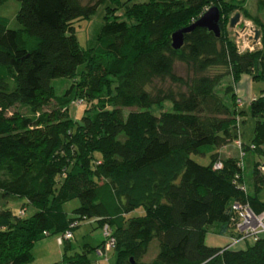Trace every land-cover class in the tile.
I'll return each mask as SVG.
<instances>
[{
    "label": "trees",
    "instance_id": "16d2710c",
    "mask_svg": "<svg viewBox=\"0 0 264 264\" xmlns=\"http://www.w3.org/2000/svg\"><path fill=\"white\" fill-rule=\"evenodd\" d=\"M9 1L0 0V192L37 210L0 209V264L29 263L37 241L91 219L111 229L110 264H264V235L243 248L205 243L214 226L240 236L233 202L264 211L259 180L248 192L238 158L219 154L244 113L234 83L245 73L264 80V23L254 20L253 50L238 51L229 34L242 0H16L13 17L2 13ZM106 3L95 41L80 46L74 22ZM211 6L220 35L195 27L174 49L172 33ZM75 99L86 103L78 119L67 112ZM247 113L255 124L242 148L264 158V96ZM151 241L155 257L140 261ZM68 242L56 264H93L103 245L67 253Z\"/></svg>",
    "mask_w": 264,
    "mask_h": 264
},
{
    "label": "rangeland",
    "instance_id": "374dc122",
    "mask_svg": "<svg viewBox=\"0 0 264 264\" xmlns=\"http://www.w3.org/2000/svg\"><path fill=\"white\" fill-rule=\"evenodd\" d=\"M127 0H120L121 3L126 2ZM131 2H140V1H147V0H130ZM106 4L100 5L97 10L91 14L88 18L78 20L74 22L76 36L80 46L88 47L92 45L93 41H95L97 37L98 31H100L101 26L104 23L105 17V8ZM241 8H238L235 12H233L230 17H232L236 12L240 13V18L238 20L239 23L249 22L252 25L256 26L254 20L258 19L260 22L264 23V0H242L239 3ZM110 5V4H109ZM18 7V2L16 0H10L7 6L2 10V13L6 16L13 17L16 9ZM122 11H118L117 14H121ZM248 14V15H247ZM229 24V23H228ZM259 26H256L257 29ZM229 34L233 38V28L229 26ZM260 31V30H259ZM261 33L259 36L260 42ZM234 40V38H233ZM235 41V40H234ZM261 46V45H260ZM258 46V47H260ZM256 48V47H255ZM254 48V49H255ZM184 69V68H183ZM179 68V72L183 73L184 70ZM230 81L229 78L223 80V85L227 84ZM234 91L237 93L236 97L237 100L240 99L241 101H237L238 105L249 104L252 97H259L261 95L264 96V80L262 79H253L251 74H243L239 77V79L234 83ZM247 102V103H246ZM47 107L45 108H53L54 102L53 99L47 103ZM86 103H80L79 99L73 100L68 108L64 110L69 113L71 117L74 119H78L83 110V105ZM243 106V105H242ZM247 106V105H246ZM170 105L165 103L164 109H169ZM239 108V107H238ZM56 109V108H55ZM133 110L130 108L128 110H124L123 112L127 113L128 111ZM152 110L155 113L159 111L156 109V106H152ZM242 119L238 120L237 125V134L241 138H243L245 143H249L253 135V129L255 124V119L250 115L242 114ZM234 142L229 143L228 147L226 148V152L228 151L230 154H233L238 158L239 161L242 162L244 170H243V178L244 183L247 188V191L253 193L254 191V182H258L260 185L259 190V197L264 202V170H259V174L257 177L253 179L251 175V169L255 162L262 161L260 164H264V158L262 155H257L252 151H245L244 156L241 158L240 150L235 145ZM190 157L200 164H207L210 160L209 155H199V154H191ZM1 178V176H0ZM24 206L26 207H22ZM79 205V201L77 199H72L67 201L64 204V209L68 213L69 216H72V210ZM0 209H9L12 212L16 213L18 216H22L24 214L25 217H29L32 215L37 208L31 204H27L23 198H17L15 196L4 197L0 192ZM108 227L111 231L108 224L104 223L102 227L97 225L93 219L82 221L79 225L72 227V239L70 240L69 249L67 253H74V252H81L84 247L90 248L96 246L100 243H104L103 239H105L103 229ZM215 226L210 228L209 231L205 235V243L210 246H223L226 243H230V246L233 248H243L249 243H253L254 238L250 237L247 241H241V243H233V239L226 234H219L214 231ZM113 237V236H112ZM229 240V241H228ZM64 244H60L56 242V236L50 235L47 236L39 241H37L32 249L33 258L29 263L26 264H56L58 263L64 252ZM100 250L98 251V249ZM97 248L95 253L93 252L90 254V257L93 260V264H110L109 259H111V255L113 254L112 249L106 250L102 248V245ZM89 250V249H87ZM158 251L157 241H151L148 246L145 254L141 257L140 261L149 262L151 261ZM88 254V253H87Z\"/></svg>",
    "mask_w": 264,
    "mask_h": 264
},
{
    "label": "built area",
    "instance_id": "2783aa9c",
    "mask_svg": "<svg viewBox=\"0 0 264 264\" xmlns=\"http://www.w3.org/2000/svg\"><path fill=\"white\" fill-rule=\"evenodd\" d=\"M235 38V44L238 51L253 50L255 47L260 46L259 39L254 40L256 26L249 22L237 23L232 29ZM241 101V100H237ZM82 101L80 100V103ZM238 125V124H237ZM241 137L237 134V138L234 143L240 150L241 158L244 156L245 151L242 148ZM240 165L243 166L240 161ZM222 167V162L217 161L213 164L214 169ZM259 170H264V164L259 165ZM244 189V186H241ZM232 209L236 213L235 229L240 234L238 238H233V243H241V241H248V238L253 237L257 240L260 236L264 235V211L255 212L252 210L247 202L235 201L232 203ZM77 222H73L71 226H76ZM105 241L102 248L106 250L111 249L114 246L115 240L111 235V231L108 227L103 229ZM72 238L71 230H67L60 235L56 236L57 243L62 244L65 240ZM100 248L98 249V251Z\"/></svg>",
    "mask_w": 264,
    "mask_h": 264
},
{
    "label": "water",
    "instance_id": "95a60500",
    "mask_svg": "<svg viewBox=\"0 0 264 264\" xmlns=\"http://www.w3.org/2000/svg\"><path fill=\"white\" fill-rule=\"evenodd\" d=\"M240 18V13L236 12L232 17L229 19V26L235 27L238 20ZM195 27H202L205 28L215 34V36H219L221 33L220 27V10L217 6H211L206 9L192 24L177 29L171 35L172 40V47L174 49H179L184 42V34L190 32ZM260 36L259 29L255 30V37L254 40H258Z\"/></svg>",
    "mask_w": 264,
    "mask_h": 264
},
{
    "label": "crops",
    "instance_id": "0c3cea01",
    "mask_svg": "<svg viewBox=\"0 0 264 264\" xmlns=\"http://www.w3.org/2000/svg\"><path fill=\"white\" fill-rule=\"evenodd\" d=\"M243 75V74H242ZM241 75V76H242ZM235 92V91H234ZM235 94L237 95V93L235 92ZM261 96H263V95H261ZM254 98H256L255 96H253L252 97V99L251 100H253ZM238 100H240V99H238ZM247 103V102H246ZM250 104V103H249ZM249 104L247 103V104H244L243 102H242V105L240 106V105H237V107H239V109L240 110H243L244 111V113L243 114H245V115H248V113H247V109H248V106H249ZM247 105V106H246ZM242 117L243 116H241L240 117V119H242ZM241 139V142H243L244 144H247V143H245L244 142V140H243V138H240ZM249 143H250V141H249ZM248 143V144H249ZM233 145H235L236 146V144L235 143H233ZM229 145L227 144V145H225V146H223V147H221L220 149H219V154H220V156L221 157H227V156H233V157H236L235 155H233V154H230L228 151L226 152V148L228 147ZM237 147V146H236ZM238 148V147H237ZM222 235V234H221ZM72 238H70L68 241H70ZM233 239V238H232ZM229 241V240H228ZM57 242V241H56ZM58 244V243H57ZM226 244H228V243H226ZM225 244V245H226ZM208 245V244H207ZM224 246V245H223Z\"/></svg>",
    "mask_w": 264,
    "mask_h": 264
},
{
    "label": "clouds",
    "instance_id": "9594fccd",
    "mask_svg": "<svg viewBox=\"0 0 264 264\" xmlns=\"http://www.w3.org/2000/svg\"><path fill=\"white\" fill-rule=\"evenodd\" d=\"M232 28H234V27H232ZM257 29V28H256ZM234 142V141H233Z\"/></svg>",
    "mask_w": 264,
    "mask_h": 264
},
{
    "label": "bare ground",
    "instance_id": "6f19581e",
    "mask_svg": "<svg viewBox=\"0 0 264 264\" xmlns=\"http://www.w3.org/2000/svg\"><path fill=\"white\" fill-rule=\"evenodd\" d=\"M235 141V140H234Z\"/></svg>",
    "mask_w": 264,
    "mask_h": 264
}]
</instances>
